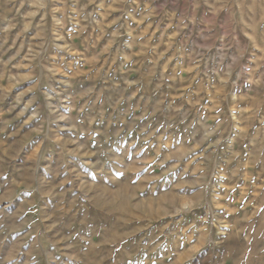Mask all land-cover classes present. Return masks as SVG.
Returning a JSON list of instances; mask_svg holds the SVG:
<instances>
[{
    "label": "rangeland",
    "instance_id": "374dc122",
    "mask_svg": "<svg viewBox=\"0 0 264 264\" xmlns=\"http://www.w3.org/2000/svg\"><path fill=\"white\" fill-rule=\"evenodd\" d=\"M0 264H264V0H0Z\"/></svg>",
    "mask_w": 264,
    "mask_h": 264
}]
</instances>
